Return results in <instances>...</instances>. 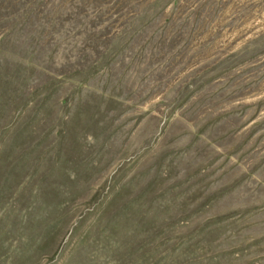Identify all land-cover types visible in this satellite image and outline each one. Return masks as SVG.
<instances>
[{"label":"rangeland","instance_id":"374dc122","mask_svg":"<svg viewBox=\"0 0 264 264\" xmlns=\"http://www.w3.org/2000/svg\"><path fill=\"white\" fill-rule=\"evenodd\" d=\"M0 264H264V0H0Z\"/></svg>","mask_w":264,"mask_h":264}]
</instances>
